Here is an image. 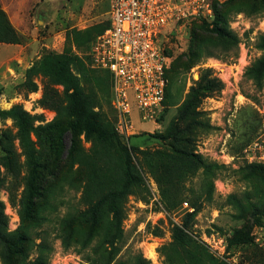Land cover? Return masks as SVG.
Returning a JSON list of instances; mask_svg holds the SVG:
<instances>
[{
	"label": "rangeland",
	"instance_id": "rangeland-1",
	"mask_svg": "<svg viewBox=\"0 0 264 264\" xmlns=\"http://www.w3.org/2000/svg\"><path fill=\"white\" fill-rule=\"evenodd\" d=\"M189 2L190 7L205 3L212 12L208 17L202 13L203 9L199 16L187 14L163 32L160 43L170 62L168 107L157 115L156 122L140 120L134 108L133 126L123 135L117 130L111 77L104 70L94 68L92 58L93 44L109 21V0H0L2 10L21 37L20 44L0 43V112L22 105L32 115H43L45 123L55 120L67 104L64 87L38 75L34 80L39 89L31 93L25 85L26 71L49 53L79 56L90 70L88 77L82 79L85 92L106 123L114 124L128 145L135 147L136 168L145 179L144 186L129 195L125 203L120 259L127 260L142 253L151 264H166L162 247L172 241L173 227L181 225L187 213L194 211L192 203L195 202L200 211L192 222L193 231L216 257L230 264H264V162L250 160L254 154L258 158L264 156V89L259 91L245 76L250 64L262 56L256 45L264 33V2ZM226 4L228 26L239 38L238 47L231 45L232 50L225 53L221 46L215 50L220 56L208 57L195 48L192 29L203 24L210 29L224 28L219 15ZM207 69L224 83L220 94L205 99L200 106L207 114L204 118L210 120L214 128H199L179 137L190 136L195 153L221 166L213 180V198L204 194L209 177L201 169L195 176L182 181L183 200L178 199L173 206H168L162 198V186L170 187V182L174 180L175 183L177 177L170 176L171 164L167 157L173 154V141L166 140V136L168 129L175 126L178 110L191 87ZM185 125L181 123L180 127ZM6 132L16 135L15 122L0 114V140ZM257 142L261 146L255 147ZM15 145L24 163L17 140ZM69 145L70 137L65 136L63 156ZM83 150V159L93 160L96 171L101 170V152L96 143L83 140ZM156 152L161 157L155 164L154 174L147 167L144 153ZM78 166L75 164L74 169ZM25 177V168L16 179L7 176L1 191L11 231L21 223L18 207L11 201L17 203L20 199ZM97 177H100L99 172ZM84 179L80 173L62 171L60 179L53 181L51 204H44L48 219L45 226L54 245L51 264H89L82 253L66 249L61 240L54 239L61 218L84 207ZM184 202L192 209L189 210Z\"/></svg>",
	"mask_w": 264,
	"mask_h": 264
},
{
	"label": "trees",
	"instance_id": "trees-1",
	"mask_svg": "<svg viewBox=\"0 0 264 264\" xmlns=\"http://www.w3.org/2000/svg\"><path fill=\"white\" fill-rule=\"evenodd\" d=\"M264 2V0H262ZM227 4L222 6L219 21L224 28L210 29L208 25H195L192 29L194 46L198 52L208 57L221 54L215 50L221 46L227 53L238 47V36L229 29ZM102 28L101 34L109 27ZM100 35V34H99ZM0 43L20 44L21 37L0 6ZM256 47L262 56L250 64L245 76L253 81L259 91L264 89V33ZM196 54V52H195ZM237 54V53H236ZM224 55V54H223ZM89 68L77 55L58 56L54 53L44 55L26 71L25 85L29 92H37L38 84L34 78L38 75L49 78L56 85L64 87L67 104L55 120L45 123L43 115H32L22 105H14L1 111L4 117L12 118L17 133L12 136L6 132L0 140V259L2 264H51L54 253L53 240L44 213L45 205H50L49 196L53 193V181L60 179V173H80L85 177L82 191L83 208L70 211L61 218L55 240H61L66 249L82 253L89 264H151L150 260L138 253L131 258L120 259L124 238L123 222L125 203L129 195L144 186L145 179L136 168L135 147H131L116 130L115 125L106 123L99 111L95 110L93 100L85 92L82 79L89 75ZM111 77V74L108 71ZM167 71V77H168ZM169 79V77H168ZM169 86L166 90V108L168 107ZM224 90V83L207 69L190 89L187 98L180 106L175 126L168 129L166 140L173 141V154L168 156L171 164L170 176L177 181L170 187L162 186V198L168 206L176 200H183L181 183L193 177L199 170L209 177V186L204 187L209 199L213 198L214 183L221 166L208 161L203 155L191 148V137H179L180 134L199 128L211 130L214 127L205 119V111L200 106L207 98H212ZM116 120V115H115ZM67 125L65 126V122ZM37 122H40L37 124ZM45 123V124H43ZM186 124L184 128L180 124ZM65 136L70 137V145L64 155ZM18 141L25 162L21 163L16 150ZM83 140L94 142L101 152V170L96 171L93 160L83 159ZM147 167L155 174L154 168L161 157L159 152L144 153ZM96 161V160H95ZM75 164L78 168L74 169ZM22 168L26 170L23 193L15 203L20 216V226L11 231L6 205L1 199V191L6 185L7 176L16 179ZM99 172L100 177H97ZM163 185V184H162ZM171 189V191H170ZM188 202H184V204ZM189 206V204H188ZM194 211L187 213L181 225L173 227L172 241L162 247L166 264H230L218 258L209 247L198 239L193 231V220L200 207L192 203ZM191 210V207H187ZM101 230V233L97 232ZM34 250V252H32ZM34 253V254H32Z\"/></svg>",
	"mask_w": 264,
	"mask_h": 264
},
{
	"label": "built area",
	"instance_id": "built-area-1",
	"mask_svg": "<svg viewBox=\"0 0 264 264\" xmlns=\"http://www.w3.org/2000/svg\"><path fill=\"white\" fill-rule=\"evenodd\" d=\"M189 1L109 0L110 25L95 40L92 58L94 68L111 74L116 125L121 134H128L133 126L134 108L140 120L153 122L166 109L170 62L160 43L163 32L187 14L199 16L203 9L208 17L212 12L205 3L190 7ZM255 145L261 146L260 142ZM250 160L264 162V156L254 154Z\"/></svg>",
	"mask_w": 264,
	"mask_h": 264
}]
</instances>
